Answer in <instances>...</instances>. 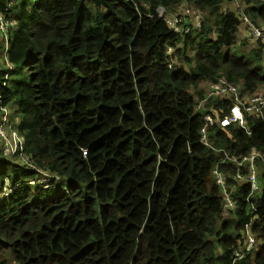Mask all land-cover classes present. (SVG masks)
I'll use <instances>...</instances> for the list:
<instances>
[{
    "label": "trees",
    "instance_id": "obj_1",
    "mask_svg": "<svg viewBox=\"0 0 264 264\" xmlns=\"http://www.w3.org/2000/svg\"><path fill=\"white\" fill-rule=\"evenodd\" d=\"M244 18L264 32V0H0V124L23 140L0 137V264H264V108L222 127L232 98H209L208 145L197 108L220 79L264 99Z\"/></svg>",
    "mask_w": 264,
    "mask_h": 264
},
{
    "label": "built area",
    "instance_id": "obj_2",
    "mask_svg": "<svg viewBox=\"0 0 264 264\" xmlns=\"http://www.w3.org/2000/svg\"><path fill=\"white\" fill-rule=\"evenodd\" d=\"M159 16L161 18H164L168 26L174 30L176 34H188L190 29L188 25L187 20L184 21L183 19L179 18H171L170 16L166 17L163 10H159L158 12ZM188 15L190 12L187 13ZM246 23L251 28V34H249V38L252 40L253 38H260L262 41L264 40V32L259 31L256 29L247 18H244ZM1 22V28L4 29L3 31H6L8 28V23L5 20H0ZM172 52V49H168V53L170 54ZM230 96L233 101V107L231 109V116L229 118L223 119L220 124L222 127L229 126L232 123L239 124L243 126L244 123V116L245 112L248 114L255 113L257 115L263 116V108H264V99L261 97L253 98L249 104H244L242 99L239 96L238 89L232 85H230L225 79H220L218 82H215L210 85V93L209 95L199 102L197 108L198 110H202L203 120H204V128L201 131L202 138L201 142L205 145H208V139H207V128L214 126L216 123V119L213 117L211 112L206 108L207 101L211 97H224V96ZM10 124V118H9V112L7 110H4V115L2 117V123L0 124V137L6 138L9 136L8 139H6V150L5 154L12 156V158H15L18 154L23 157V140L20 138L15 130H13L11 133L6 134V129ZM6 127V128H5ZM10 127V126H9ZM16 136V137H15ZM262 159L260 154L256 152V150H252L251 154L244 158L243 160L238 163V167L246 166L248 170V174L244 175L241 172H239L236 176L237 180H245L250 184V191L251 195L257 191L259 187V182L257 179V168H256V162ZM27 160V159H26ZM56 178L51 177L49 180L44 181H31V185H35L37 183L44 184L45 188L51 187V182L54 181ZM217 182L222 186L224 192L225 191V183L224 178L222 174L217 173ZM10 194V190L6 192V196ZM247 201L250 203L249 199ZM226 208L233 209L234 208V202L233 200L227 195L226 196ZM254 209L253 206L250 203V210ZM248 226H246V235L248 236ZM250 237V236H249ZM254 240L250 237V242L247 248V252L250 251L251 247L253 246ZM243 255L238 254L236 258L237 260H240Z\"/></svg>",
    "mask_w": 264,
    "mask_h": 264
},
{
    "label": "clouds",
    "instance_id": "obj_3",
    "mask_svg": "<svg viewBox=\"0 0 264 264\" xmlns=\"http://www.w3.org/2000/svg\"><path fill=\"white\" fill-rule=\"evenodd\" d=\"M160 10V9H159ZM159 10H158V12H159ZM161 10H163L162 8H161ZM164 11V10H163ZM164 13H165V11H164ZM159 15V14H158ZM165 16H167L166 15V13H165ZM160 17V16H159ZM161 18V17H160ZM162 19H164V18H162ZM165 21V20H164ZM166 22V21H165ZM187 22H188V25L187 26H189V29H190V31H189V33L188 34H179V35H182V36H186V35H189L192 31H193V29H194V27H197L198 26V20L195 22V21H193L192 19H188L187 20ZM194 24H196V25H194ZM193 25V26H192ZM192 26V27H191ZM171 29V28H170ZM250 39V38H249ZM251 40V39H250ZM4 110H7L8 111V109H2V111H3V113H4ZM9 112V111H8ZM4 115V114H3ZM3 115H2V117H3ZM203 116V115H202ZM9 118L11 119V117H10V113H9ZM51 177L50 176H48V177H46L45 178V181L46 180H49ZM41 180H43V179H41ZM35 181H39V180H35ZM42 185H44V184H42ZM46 189H48V188H46Z\"/></svg>",
    "mask_w": 264,
    "mask_h": 264
},
{
    "label": "rangeland",
    "instance_id": "obj_4",
    "mask_svg": "<svg viewBox=\"0 0 264 264\" xmlns=\"http://www.w3.org/2000/svg\"><path fill=\"white\" fill-rule=\"evenodd\" d=\"M1 58V57H0ZM0 66L1 68H4V63L2 61H0ZM16 137V136H15Z\"/></svg>",
    "mask_w": 264,
    "mask_h": 264
}]
</instances>
